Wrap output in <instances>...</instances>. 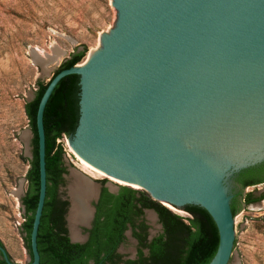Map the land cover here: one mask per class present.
Instances as JSON below:
<instances>
[{"label":"water","instance_id":"obj_1","mask_svg":"<svg viewBox=\"0 0 264 264\" xmlns=\"http://www.w3.org/2000/svg\"><path fill=\"white\" fill-rule=\"evenodd\" d=\"M111 1L118 20L101 36L102 47L84 65L56 74L39 103L40 194L30 264H40L47 194L44 112L69 75H79L81 85L73 153L163 205L207 210L220 235L208 264H232L233 178L264 162V0ZM109 187L116 192L120 185Z\"/></svg>","mask_w":264,"mask_h":264},{"label":"rangeland","instance_id":"obj_2","mask_svg":"<svg viewBox=\"0 0 264 264\" xmlns=\"http://www.w3.org/2000/svg\"><path fill=\"white\" fill-rule=\"evenodd\" d=\"M117 20L118 13L111 0H0V240L15 262L26 264L30 258L23 229L24 195H21L28 187L26 177L34 136L23 137L32 132L26 104L39 83L50 82L60 65L77 49L88 50L82 62L90 52L99 50L101 36L109 34ZM55 49L62 50L63 56L43 67L42 60L48 59L44 55H53ZM34 52L39 55L38 60ZM59 142L65 147L68 169L61 189L64 197H69L72 169H78L79 175L97 184L102 179L112 181L80 165L68 136ZM166 206L184 218L191 217L185 210ZM144 220L150 238L162 233V223L154 210H147ZM235 222L238 245L232 264H264V201L241 208ZM136 250L137 241L129 230L120 253L134 257Z\"/></svg>","mask_w":264,"mask_h":264},{"label":"trees","instance_id":"obj_3","mask_svg":"<svg viewBox=\"0 0 264 264\" xmlns=\"http://www.w3.org/2000/svg\"><path fill=\"white\" fill-rule=\"evenodd\" d=\"M87 48L77 49L56 70L54 76L64 69L80 64L87 54ZM53 76V77H54ZM52 77V78H53ZM50 82L39 83L35 98L26 104V114L33 132L32 157L27 173L28 187L23 204L26 220L23 229L26 243L31 247V233L40 194L39 138L37 133V112L41 98ZM80 76L69 75L55 87L44 112L46 136L47 194L38 232V250L44 263V252L49 251L52 260L58 264H118L120 255L116 250L124 240L123 232L133 230L141 249L138 259L127 264H208L216 255L220 235L218 227L207 210L198 205H188L185 211L191 214L184 218L167 206L153 200L145 191L123 186L119 195L105 190L97 225L91 239L84 245L72 244L69 248L68 237L63 236L60 226L61 216L67 202L59 198V187L63 185L66 150L59 142L64 136H74L80 120ZM155 210L163 225V232L148 242V226L138 223L145 210ZM234 216L239 209L232 203ZM101 215L104 217L100 221ZM50 222L52 224H50ZM236 243V241H235ZM0 244L2 241L0 240ZM149 254L144 255L143 249ZM104 256L101 257V255Z\"/></svg>","mask_w":264,"mask_h":264},{"label":"flooded vegetation","instance_id":"obj_4","mask_svg":"<svg viewBox=\"0 0 264 264\" xmlns=\"http://www.w3.org/2000/svg\"><path fill=\"white\" fill-rule=\"evenodd\" d=\"M67 173H68V169H67ZM67 173L63 174L64 183H63V185H61L59 187V198L62 201L67 202V205L64 207L65 211L61 216L60 226L63 229L62 235L67 236L69 239L68 240L69 241L68 242L69 248H73V247H71L72 244L84 245L91 239V236L93 234V230L97 225L99 214L102 213V212H100L99 206L101 204V200L103 198L105 190L111 194L119 195L121 193L123 187L120 186L118 191L112 192L110 187H109V183L111 182L114 184L113 181H108V180L102 179L100 182H98L99 184H97L93 179H91V181L93 183H95V185L97 187V191L95 194L96 197L94 196V199L91 200L90 205H89L90 210H91V215H90L88 221H86L85 223H80V224L76 225L79 235H78L77 239H74L72 236V231H71L72 229H71V224H70V212H71V208H72L71 197H70V194L68 195L69 197H67V198L61 194V189L65 186V183H66ZM232 187H233V190L231 191L232 203L239 210L241 208L249 207L252 204H256V203H260V202L264 201V162L261 164H258L256 166L250 167L248 169H245V170L241 171L240 173H238L233 178ZM68 190H69V187H68ZM24 197H25V195H24ZM23 198H22V202H23ZM23 206H24V204H23ZM24 209H25V206H24ZM147 210H153V209H147ZM147 210H145V212ZM144 215H145V213H144ZM144 215L140 217L138 223L143 222L146 224V222L144 220ZM103 219H104V217L101 215L99 220L103 221ZM50 224H52V223L50 222ZM129 230L132 231V235H133V230L129 226V228L123 232V235L125 238L123 241L120 242V244L116 250V253L120 255V260L118 259V264H127V262L130 260H137L138 259V254H139V250L141 249V246H140L139 240L134 236L133 237L137 241V250H136L134 257L123 256L120 253V247L126 242L127 232ZM147 233H148L147 240H148V242H151L153 240V238H155L156 236L150 238L148 229H147ZM0 247L5 248V250L7 251L3 242H2V244H0ZM26 248L28 249V252L30 255V258L26 264H30L33 262L32 248L28 247V245ZM143 252H144V255L146 256L149 254V249L145 248V249H143ZM7 253H8L9 258L12 262H14L15 264H21L19 262H15L12 259L11 255L9 254L8 251H7ZM39 254H40V264H42L43 258H42V255L40 252H39ZM43 255H45L44 256V263L45 264H58L57 260H52V256H51L52 254L49 251H45ZM102 256H104V254H102L101 257ZM0 264H7V262L5 261L1 251H0ZM89 264H95V261L89 260ZM105 264H111V263L106 262Z\"/></svg>","mask_w":264,"mask_h":264},{"label":"bare ground","instance_id":"obj_5","mask_svg":"<svg viewBox=\"0 0 264 264\" xmlns=\"http://www.w3.org/2000/svg\"><path fill=\"white\" fill-rule=\"evenodd\" d=\"M93 53H94V50L89 53V55L87 56V58L85 59V61L81 65H84L87 61H89V59L91 58ZM63 54H64V52L62 50H56V49L53 52V55H46L45 54L44 56H46L48 59H46L45 61L42 60V62H44V63H42L43 67H45V64L46 65L49 64L51 61L58 62L60 60V58L63 56ZM34 55L36 57V60H38L37 57H39V55H37L35 52H34ZM76 156L80 162V165L84 169L92 172L95 175H99L101 177H108L100 169H97L96 167H94L93 165H91L90 163L85 161L84 159L80 158L78 155H76ZM73 173L74 174L71 175L72 179H71V182L69 185V194H70L71 201H72L70 220H71L72 236L74 239H77L79 234H78V230H77L76 225L80 224V223H85L86 221H88V219L91 215V210H90L89 205H90L91 200L94 199V196H95L96 191H97V187L91 181V179H89L87 176L79 175L80 172H77V171H75ZM75 173H78V174H75ZM109 179L116 182L115 184L131 185V186L136 187V188L138 187L137 185L130 184V183H127L125 181H122V180H119V179H116L113 177H109ZM164 204L168 205L169 207H173L172 205H170L168 203H164Z\"/></svg>","mask_w":264,"mask_h":264}]
</instances>
